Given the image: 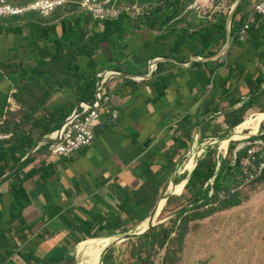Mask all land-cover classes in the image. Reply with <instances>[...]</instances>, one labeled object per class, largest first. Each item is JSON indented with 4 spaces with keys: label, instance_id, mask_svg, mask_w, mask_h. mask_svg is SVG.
I'll return each instance as SVG.
<instances>
[{
    "label": "crops",
    "instance_id": "obj_1",
    "mask_svg": "<svg viewBox=\"0 0 264 264\" xmlns=\"http://www.w3.org/2000/svg\"><path fill=\"white\" fill-rule=\"evenodd\" d=\"M258 1L237 0L220 22L223 26L211 30L213 36L185 42L149 28L134 34L129 21L107 42L102 26L94 25L95 34L101 35L96 42L99 50L92 58H80L74 68L89 83L80 88L71 84L75 89L69 86L55 96H44L29 117L33 147L27 148L21 165L0 177V264L77 259L71 252L85 242L79 233L83 223H90L96 233L99 225L92 224L93 219L102 217L103 237L140 227L160 203L163 210L173 195L171 187L184 183L182 191L186 189L193 171L188 173L185 167L191 158L194 169L202 161L216 166L222 155L214 159L208 151L221 144L247 106L264 107V15L253 13ZM20 21L0 25V118L4 107L16 108L17 80L27 77H16L13 60H26L29 46H35L32 53L40 56L35 44L41 49L44 45L37 42L34 27H20ZM248 22L250 29L240 40ZM82 25V31L88 28ZM43 28L56 29L59 36L67 32L65 23ZM7 29L18 32L9 34ZM156 60L160 62L153 71ZM49 62L41 67L38 60L37 65L45 68ZM109 72L119 76L105 79L112 94L106 108L116 110L118 119L100 109L102 130L90 147L73 157H51L43 149L33 152L82 102L94 100ZM15 171L30 199L23 208L11 193L17 174L2 182Z\"/></svg>",
    "mask_w": 264,
    "mask_h": 264
},
{
    "label": "rangeland",
    "instance_id": "obj_2",
    "mask_svg": "<svg viewBox=\"0 0 264 264\" xmlns=\"http://www.w3.org/2000/svg\"><path fill=\"white\" fill-rule=\"evenodd\" d=\"M7 1L14 6H24L39 0ZM235 1L120 0V3L130 9L127 17H134L127 24L132 28V33L136 34L149 25L157 24L156 32L162 31L175 41L185 42L190 37L213 36L211 30L223 26L220 22L225 20ZM75 11L65 9L46 20L26 17L19 24L17 22L20 27H34L33 30L36 31L44 25L65 23L68 26L73 20L83 17L81 24L84 21L88 28L79 33V36L82 35L81 38L78 36L79 41L76 36L63 47L62 58L50 60L45 68L37 65L39 55L32 53L36 52L35 46H29L31 54L28 57L26 55V60H13L16 77H23L25 74L27 77L17 80L19 86L15 87L13 94L16 108L7 111L4 107L0 118V134L6 136L0 141V167L5 166L7 172L13 166L8 150L13 144H25L23 138L33 140L29 117L37 106L43 104L44 98L48 94L55 96L69 86L73 87L71 84L80 88L89 83L86 75L80 77L75 73L74 60L81 45L92 47L91 40L96 36L95 26L90 19L74 15ZM88 33L92 35L90 39H85L84 36ZM198 41L192 45L195 50L198 49ZM98 45L96 43V47ZM249 108L247 106L244 109L243 116L238 119L235 127L227 130L221 144L213 146L207 153L214 159L217 155H222L220 160L215 161L216 172L222 164L233 169L230 186L216 195L212 190L209 191V200L206 202L193 198L194 187L185 189L180 196H169L159 222L148 233L141 237L132 236L130 233L139 230V226H135L129 231L125 229L111 235L127 239L106 250L101 255L102 264H264V171L254 181L247 183L238 164H233L234 154L239 153L237 156L240 160L244 159L245 145L248 139L255 137L235 142L233 136L236 128L250 116L264 113L262 106ZM261 124L263 126L264 122ZM224 142H227L226 150L222 148ZM27 151L28 149L24 152ZM207 186L211 187L212 181L204 189ZM77 247L71 252L77 259H65L68 264H85V260L77 255Z\"/></svg>",
    "mask_w": 264,
    "mask_h": 264
},
{
    "label": "built area",
    "instance_id": "obj_3",
    "mask_svg": "<svg viewBox=\"0 0 264 264\" xmlns=\"http://www.w3.org/2000/svg\"><path fill=\"white\" fill-rule=\"evenodd\" d=\"M65 9H75L74 15L84 16L99 27L106 22H115L123 16L130 15V9L123 6L120 0H39L24 6H14L7 0H0V25L7 26L10 21L22 20L26 17L46 20ZM253 13L259 16L264 15V0H260L254 5ZM131 18L134 17H129L130 20ZM82 19L84 20L83 17L75 19L77 27L81 25ZM229 23L228 21L226 25L227 30H229ZM249 29L250 22L243 26L240 40L244 39V34ZM158 62L160 60L153 62L151 70L156 71ZM195 62H199V60L196 59ZM104 76L97 87L94 100L82 102L66 119L63 126L43 139L33 152L43 149L51 157H73L81 150L90 147L94 142L96 132L102 130L100 109L104 107L105 112L112 119H118L116 110L106 108V105L111 102L112 94L107 89L108 80L105 79L106 77L113 79L119 74L109 72ZM5 138L6 136L0 134V141ZM245 150L242 160L237 156L239 153L234 154L233 164H238L241 175L249 183L264 171V125L261 124L258 134L254 138L248 139Z\"/></svg>",
    "mask_w": 264,
    "mask_h": 264
},
{
    "label": "trees",
    "instance_id": "obj_4",
    "mask_svg": "<svg viewBox=\"0 0 264 264\" xmlns=\"http://www.w3.org/2000/svg\"><path fill=\"white\" fill-rule=\"evenodd\" d=\"M131 20L127 16L121 17L120 20L115 22H106L102 24V33L103 35H107L108 38L106 41L108 42L109 39H113L115 35L119 32H121L124 29L125 22ZM83 25L81 24L79 27L76 26L75 21L73 20L70 25L67 26V32L64 36H59L57 34L56 29H50V28H42L38 27L36 29L37 35H38V41L41 42L44 45L41 46L42 49L38 46V44H35L38 49H40V56H39V64L41 67L46 65L47 60H56L59 58H62L63 54V47H66L69 43L73 41V39L77 36V40L79 33L82 31ZM157 27V24L149 25L148 28L150 30H155ZM7 32L9 34L15 33L18 31H14L13 29H7ZM82 36V35H81ZM79 36V38H81ZM101 35H96L95 39L91 41V48H88L85 46H80V48L76 52V57L74 60V64L78 62V60L82 57L86 58H92L94 54L99 50L98 47H96L97 40L100 39ZM12 79V77H11ZM14 81V77L12 79ZM78 93L80 94L81 91L79 90ZM61 126H58L57 129H59ZM57 129H54L56 131ZM23 141H25V144L20 145H14L10 146L8 153L11 156V161L13 163L12 168L9 172H11L15 167L18 165H21V160L25 156L26 152H24L27 148L33 147L32 140L23 138ZM233 169L231 167H224L222 164L219 168L218 172H216V167L214 165L208 164L207 161L199 162L196 166V168L193 170L189 184L186 186V189H190V187H194L193 192V198L195 200L201 199L202 201L206 202L209 200L208 193L209 191H213V193L216 195L218 192L222 191L223 189L230 186L232 183L231 181V173ZM6 173L5 166L0 167V177L4 176ZM18 171H15V173H10L8 176H6L3 180H7L10 176L16 175L14 182L12 184L11 193L14 197L15 201L19 204L20 208H23L28 202L29 197L23 187V180L21 179L20 175H18ZM210 181H212V186H207L206 189H204V186L207 185ZM102 217H95L93 219L92 224H98V231L96 233H93L91 231V224L90 223H83L81 226V230L79 231L80 234H84V241L92 240V239H98L103 237L104 235V227L102 225ZM106 262V261H105ZM63 260H56L51 259L49 264H62ZM107 263V262H106ZM64 264H68L64 263Z\"/></svg>",
    "mask_w": 264,
    "mask_h": 264
},
{
    "label": "bare ground",
    "instance_id": "obj_5",
    "mask_svg": "<svg viewBox=\"0 0 264 264\" xmlns=\"http://www.w3.org/2000/svg\"><path fill=\"white\" fill-rule=\"evenodd\" d=\"M263 121H264V113H257L255 115L250 116L249 118H247L246 122H244L242 125L236 128L233 136V141L241 142L245 139H248V137L256 136L258 134L260 125ZM246 133L249 134L246 136ZM226 146H227V142H224L222 148L226 150ZM193 169H194V161L191 158L185 167V171L190 173L193 171ZM183 187H184V183H181L176 187H171L170 191L171 193H173V195L180 196ZM162 205L163 203H160L157 206V210L154 216L151 219L143 222L139 227V230L135 232L136 234L147 233L152 225H156L159 222L162 214ZM125 238L126 237L110 236V237H103L92 240L90 239L88 241L81 243L77 247V255L85 260V264H102L101 255L106 250L113 247L117 243L122 242Z\"/></svg>",
    "mask_w": 264,
    "mask_h": 264
}]
</instances>
